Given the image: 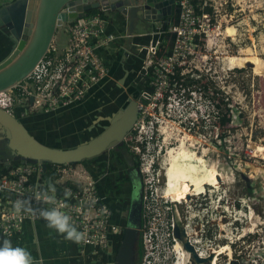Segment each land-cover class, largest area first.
<instances>
[{
  "label": "built area",
  "instance_id": "obj_1",
  "mask_svg": "<svg viewBox=\"0 0 264 264\" xmlns=\"http://www.w3.org/2000/svg\"><path fill=\"white\" fill-rule=\"evenodd\" d=\"M194 1L178 0L181 5L179 21L168 25L166 30L170 31L173 37L170 46L168 43L162 44L159 39H151L147 44L138 45L140 50L146 52L141 68L144 87L141 90L142 99L137 104L139 116L134 123L136 133L133 132L126 139L133 141L131 148L140 154V171L143 176L142 213L143 227L146 229L141 236L145 249L142 264H171L176 257L173 250L174 237L168 226H161L162 221L159 226H153V220L164 217L162 205L168 199L164 195V171H161V167L155 169L154 160H148L142 149H147L153 137L159 133L156 126L159 120L149 108L153 112L158 109L161 115L164 112L163 118L166 122L171 117L170 110L184 111L187 105L191 109L187 110L185 118L193 119L192 117L202 113L191 96L195 94L196 89H179L184 92L186 89L187 93H191L184 98L178 96L179 90L176 89L179 82L177 73L182 76L191 72H184V65L187 57L190 58L200 46L201 34L205 32L192 19L193 15H197ZM201 15L205 16L203 12ZM106 24L107 17L98 13H83L59 26L58 30L65 34L62 44L54 35L45 53L31 71L18 83L0 91V108L17 118H22L29 113L56 112L84 101L92 88L109 76L110 65L97 52V48L110 46L117 38L116 34L106 29ZM189 26H192L190 31L187 30ZM186 32L189 34L186 35ZM159 45L167 47L160 50ZM211 107L213 113L220 117L214 103H211ZM149 116L151 118L148 119ZM145 120L148 122L146 126ZM139 124L140 128L137 129ZM165 127L160 130V133H165L163 140L167 133ZM49 164L50 166L47 167L46 164L43 168L39 162L18 160L0 171V233L12 238L20 232L24 221H45L39 215L38 209L49 208L51 205L33 199L32 208L37 211L17 213L14 203L17 199H28L37 192L48 190L45 176L51 178L50 175H53L51 182L60 192L49 191V195L56 197L57 206L66 204L61 210L69 214L78 229L86 235L85 241L76 243L77 250L94 255L99 249L110 253V237L120 234L122 229L111 221L112 211L99 193L95 177L82 163ZM209 185L211 184L206 187ZM65 190H70V197H64ZM234 255L233 258L230 248L226 264L239 263L242 260L239 251L234 250ZM251 263L258 264L256 260Z\"/></svg>",
  "mask_w": 264,
  "mask_h": 264
},
{
  "label": "rangeland",
  "instance_id": "obj_2",
  "mask_svg": "<svg viewBox=\"0 0 264 264\" xmlns=\"http://www.w3.org/2000/svg\"><path fill=\"white\" fill-rule=\"evenodd\" d=\"M175 2L178 22L181 5L178 0ZM196 2L205 16L197 14L192 19L205 32L201 34L200 46L190 58L187 57L184 65V72L193 71L194 78L198 79L194 84L196 95L187 93L185 89V92L179 90L178 96L184 98L191 95L202 113L192 117L193 119L185 118L187 110L191 109L187 105L184 111L170 110L171 117L166 122L164 112L161 115L158 109L153 112L149 108L159 120L156 126L159 128L158 145L162 146V155L157 166L161 165V171H164L166 151L177 146L178 140L187 135V146L203 155L206 163L215 165L220 173L218 186H205L202 194H193L182 199L181 204L175 203L182 226L189 231V238L202 252H210L212 248L228 243L232 249V257H235L234 250L239 251L241 256L242 260L236 264H252V260L264 264V152H254L251 145L264 146V71L257 74L252 70V65L248 64H252L255 59L264 63V0ZM227 25L235 28L231 36L224 33ZM191 28L189 26L187 30L190 31ZM58 29L60 28L56 29L55 35ZM145 30L155 36L153 40L157 38L162 44H172V34L166 31L159 20L151 21ZM185 34L188 35L189 32ZM148 39L147 42L151 40L150 37ZM121 42L124 43L123 40ZM10 45L7 28L2 26L0 59L8 52ZM130 47V52L136 51L135 46ZM166 47L159 48L164 50ZM243 51L246 61L242 66L227 68L226 57L243 55ZM145 57L146 52L144 59ZM211 103L218 109L220 117L213 113ZM59 114L63 116L64 112L59 110L50 120L43 115H39L38 119L31 118L26 127L43 142L54 140L61 135L60 132L67 131L63 124H55ZM66 115L69 116V112ZM222 116L227 119L224 124L220 123ZM36 122L41 127L35 126ZM147 123L145 120L144 125ZM72 125L68 123V131ZM164 126L166 132L172 134L170 138L163 140L165 133H160V130ZM133 132L136 133L135 130ZM79 139L78 135L77 140ZM58 142L71 145V141L65 139ZM172 204L168 199L164 202V217L153 220V226H159L162 221L161 226L167 225L172 232ZM145 229L143 227L141 236ZM226 260L227 253L224 252L218 257V264H226Z\"/></svg>",
  "mask_w": 264,
  "mask_h": 264
},
{
  "label": "water",
  "instance_id": "obj_3",
  "mask_svg": "<svg viewBox=\"0 0 264 264\" xmlns=\"http://www.w3.org/2000/svg\"><path fill=\"white\" fill-rule=\"evenodd\" d=\"M175 0H10L0 5V27L7 28L11 45L8 52L0 59V91L21 81L35 66L45 53L56 29L66 22L85 14L91 9L111 13V18L120 25L124 33L122 40L124 48L141 45L139 41L145 35L150 39L155 37L147 33L151 21L171 16L175 8ZM146 42L145 44H147ZM248 63V62H247ZM250 64V63H248ZM251 65V64H250ZM107 77L96 84L89 93V102L101 94L99 89ZM108 80V79H107ZM86 108H90L85 104ZM122 111L113 117L99 116L106 119L109 125L98 135L92 131L89 119L83 123L84 132L79 142L74 140L72 145L60 144L55 137L53 144H46L36 138L17 117L0 108V131L4 134V147L9 153L20 157L22 162H39L45 168L47 163H83L87 158L95 157L103 149L119 141L132 127L137 117V104L130 100ZM80 136V133H79ZM49 141V140H47ZM251 145H254L253 143ZM6 156V152L2 153ZM45 181L54 185L46 175ZM55 186V185H54ZM56 188L59 193L60 189ZM172 218V235L183 240L184 248L191 253L194 264H210L213 257L200 256L194 245L186 236L185 228L177 211L175 203L170 208ZM175 213L179 221H175ZM137 222L128 219L127 226L121 231L122 239L118 250L112 255L109 264H132L136 242ZM109 252H112L110 248Z\"/></svg>",
  "mask_w": 264,
  "mask_h": 264
},
{
  "label": "flooded vegetation",
  "instance_id": "obj_4",
  "mask_svg": "<svg viewBox=\"0 0 264 264\" xmlns=\"http://www.w3.org/2000/svg\"><path fill=\"white\" fill-rule=\"evenodd\" d=\"M177 14L178 10L174 8L171 16H166L159 21L165 27L169 24H174L177 21ZM148 38L149 37L146 35L141 37L139 41L145 44L149 40ZM130 48L131 47L127 49L122 48L121 52H118V57H124L125 61L128 63L127 70H110L109 76L107 77L108 80L106 79L99 88L101 94L97 95L92 102L88 101L91 96L88 95L84 101L72 104L60 110L69 111L68 123L75 125H72V129L80 127L78 129V133H80L79 140H77L76 134L72 133L74 129H69L66 140L71 141V145L74 143V140L78 142L82 140L81 133L84 132L83 123L85 120L87 121V119H89L91 122L92 131H90V134L98 135L104 130L105 125H109V121L106 119L100 120L98 119L99 116L113 117V114L122 111L124 109L123 107H125L130 100H135L136 104H138L142 99L141 90L144 87V80L141 77V68L145 51L140 50L137 46L135 49L136 51L130 52ZM195 66L196 65H194V67ZM189 76L194 78L195 75L193 71L189 72ZM178 79L177 90L183 87L194 89V84L197 83L195 81L185 86L183 84V77ZM85 104L91 106L90 109H87L85 113H79L80 106L86 107ZM56 112L28 115L27 117L25 116L26 118L21 119V121L26 125L31 118L38 119L39 115H43V117L50 120L53 118V115H56ZM74 115H77V119ZM138 116L139 112L137 111V117L132 127L128 129L119 141L103 149L95 157L87 158L83 161L88 170L90 169L89 172L92 176L94 175L98 180V188H100V191L101 188L103 191H107L110 197L115 200L117 204L122 206L120 212V216L122 217L121 229L123 230L127 226L129 218H131V221L134 223L139 219L140 226L137 228L132 264H142L141 261L138 262V242L144 225L142 213L143 176L140 171V154L133 151L131 148L133 141H128L126 138L133 134L134 123ZM36 123H34L35 126L41 127L38 122ZM159 138V134L155 135L149 143V147L142 150L146 153V156L150 155V159L154 160L155 169L161 166H157L160 156L162 155V146L158 145ZM4 143V134L0 131V171L20 159L19 156L10 154L8 149L4 147ZM3 152H6V156L2 154ZM103 191H101L102 194H104ZM102 196L106 201L105 195ZM109 263L110 261H108V264Z\"/></svg>",
  "mask_w": 264,
  "mask_h": 264
},
{
  "label": "crops",
  "instance_id": "obj_5",
  "mask_svg": "<svg viewBox=\"0 0 264 264\" xmlns=\"http://www.w3.org/2000/svg\"><path fill=\"white\" fill-rule=\"evenodd\" d=\"M8 1L10 0H0V3ZM105 13L107 17L106 29L116 34L117 38L110 46L97 48V52L103 60L110 63V70H127L128 63L125 61V58L118 57V52H121L122 48H124V43L121 42L124 31L118 23L116 24L117 21L111 18V13ZM55 37L60 44H62L65 39V34L58 30ZM79 109V113H85L87 109L89 110L90 108L81 105ZM62 111L64 115L61 116L59 114L60 116L56 117L55 124L56 126L57 124H63L66 126L67 131L65 133L60 132L61 135L57 136L58 141L62 139L66 140L69 133V116L66 115L69 111ZM74 116L77 119V115ZM69 128L71 130L72 126ZM79 128L80 127L73 128L74 130L72 129L76 136L79 135ZM98 183L96 179L97 188ZM98 191L101 195H105L107 199L106 203L112 211L111 221L121 226L122 217L120 216V212L122 206L117 204L107 191H103L102 188L101 191H103L104 194H102L100 188H98ZM4 238L10 239L13 245L26 247L40 264H98L97 258L94 257L95 255L93 253L79 252L75 242L64 239V237L58 234L54 229L49 228L47 222L43 220H26L22 223L20 232L14 237L8 238L0 233V240Z\"/></svg>",
  "mask_w": 264,
  "mask_h": 264
},
{
  "label": "bare ground",
  "instance_id": "obj_6",
  "mask_svg": "<svg viewBox=\"0 0 264 264\" xmlns=\"http://www.w3.org/2000/svg\"><path fill=\"white\" fill-rule=\"evenodd\" d=\"M234 31L235 28L233 26L227 25L224 33L231 36L234 34ZM245 51H243V55H229L226 57L228 63L227 68L228 66L231 68L235 66H242V64L246 61V57L244 55ZM251 65L253 68L252 70L257 74L264 71V63L261 62V60L255 59ZM171 134L172 133L167 132L166 138H170ZM186 137L187 135L179 139L177 146L168 148L166 151L165 162L163 161L165 163L164 195L173 203L181 202L182 199H186V197L193 194L204 192L207 184L218 186L220 182V173L216 169L215 165H208L203 155H199L195 152V150L189 148L186 144ZM252 146L254 152H264V146ZM175 221H179L176 213ZM185 232L187 237L184 236V239L188 238L190 243L193 244L189 238V231L185 229ZM173 250L176 257L171 264H194L191 260V253L183 246V240L174 238ZM197 252H199L202 257L208 256V254L201 252L198 249ZM224 252L230 254V246L228 243L220 244L218 247L212 248L210 253H212L213 257L210 264H217L218 256Z\"/></svg>",
  "mask_w": 264,
  "mask_h": 264
},
{
  "label": "clouds",
  "instance_id": "obj_7",
  "mask_svg": "<svg viewBox=\"0 0 264 264\" xmlns=\"http://www.w3.org/2000/svg\"><path fill=\"white\" fill-rule=\"evenodd\" d=\"M49 191L55 193L54 185L49 184L48 190L37 192L33 197L28 199H17L14 203V208L17 213L21 211L35 212L32 208V200L43 202L51 205L49 208L38 209L39 215L47 222V226L54 229L64 239L81 243L86 240V235L78 229L72 221V217L61 209L66 207V204L57 206L56 197L49 195ZM65 198L70 197V190H65L63 193ZM0 264H40L32 253L23 246L13 245L10 239L4 238L0 240Z\"/></svg>",
  "mask_w": 264,
  "mask_h": 264
},
{
  "label": "trees",
  "instance_id": "obj_8",
  "mask_svg": "<svg viewBox=\"0 0 264 264\" xmlns=\"http://www.w3.org/2000/svg\"><path fill=\"white\" fill-rule=\"evenodd\" d=\"M196 0L194 1V10L196 12V14H201L202 13V10L198 8V6L196 5ZM86 14H93V13H98L104 17H106V13L105 11H102V10H97V9H91V10H88L85 12ZM170 25V24H169ZM167 27L166 26V30H167ZM166 40H163V42H165ZM166 43V42H165ZM108 64L110 65V63L108 62ZM180 77H183V84L185 86H187L188 84H191L192 82H198V79H195L193 77H190L189 76V73L187 74H184L182 76H180L178 73H177V78H180ZM38 113H44V112H38ZM34 114H37V113H31V114H27L28 115H34ZM25 118V117H24ZM20 120L23 119V118H19ZM226 118L224 116L221 117L220 119V123L221 124H224L226 122ZM55 141L54 140H49L47 142H44L46 144H53ZM50 166L49 163H47V167ZM85 166V165H84ZM86 167V166H85ZM87 168V167H86ZM88 169V168H87ZM90 170V169H89ZM94 176V175H93ZM51 178H53L54 176L53 175H50ZM50 178V179H51ZM122 239V233L120 234H113L111 235L110 237V241H111V249H112V252L111 253H107L106 250H102V249H99L98 250V253L94 256L95 258H97V262L98 264H108V261H110V259L112 258V255L118 250L119 248V245H120V241ZM143 256V248H142V243H141V235L139 237V242H138V262L141 261V258ZM231 264H236L235 262H232Z\"/></svg>",
  "mask_w": 264,
  "mask_h": 264
}]
</instances>
